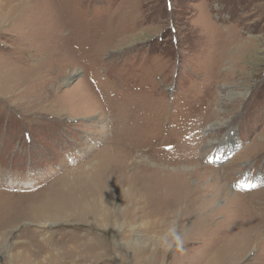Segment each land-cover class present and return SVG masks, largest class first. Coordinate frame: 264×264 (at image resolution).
<instances>
[{"label": "rangeland", "instance_id": "obj_1", "mask_svg": "<svg viewBox=\"0 0 264 264\" xmlns=\"http://www.w3.org/2000/svg\"><path fill=\"white\" fill-rule=\"evenodd\" d=\"M0 208V264H264V0H0Z\"/></svg>", "mask_w": 264, "mask_h": 264}, {"label": "bare ground", "instance_id": "obj_2", "mask_svg": "<svg viewBox=\"0 0 264 264\" xmlns=\"http://www.w3.org/2000/svg\"><path fill=\"white\" fill-rule=\"evenodd\" d=\"M52 1V0H51ZM18 2V1H17ZM29 3V2H28ZM31 3V2H30ZM57 3V2H56ZM28 5V4H27ZM34 6V5H33ZM55 6H56V4H55ZM54 7V6H53ZM67 10V9H66ZM74 10V9H73ZM31 11V10H30ZM57 12V11H56ZM67 12V11H66ZM4 13H6V12H4ZM29 13V12H28ZM47 13V12H46ZM58 13V12H57ZM69 13V12H68ZM23 14V13H22ZM26 14H27V11H26ZM72 14V13H71ZM55 15V14H54ZM5 16V15H4ZM8 17V16H7ZM14 17V16H13ZM56 17V16H55ZM59 17V16H58ZM6 18V17H5ZM57 18V17H56ZM67 18H68V16H67ZM66 18V19H67ZM2 19V18H1ZM49 19V18H48ZM69 19V18H68ZM22 20V19H21ZM23 21V20H22ZM46 21V20H45ZM49 21H50V19H49ZM40 23V22H39ZM52 25H54V24H52ZM48 26V25H47ZM42 29V28H41ZM45 29V28H44ZM45 31V30H44ZM119 40V39H118ZM100 49V48H99ZM85 53V52H84ZM68 71V70H67ZM81 70H75V71H71L72 73L70 74V77H72L73 76V74H76V73H78V72H80ZM61 72V71H60ZM64 74V73H63ZM66 75V74H65ZM67 77V76H66ZM67 80V79H66ZM85 84V83H84ZM76 89V88H75ZM74 89V90H75ZM46 90V89H45ZM71 91V90H70ZM47 92V91H46ZM68 92V91H67ZM56 93V92H55ZM45 94V93H44ZM70 94V93H69ZM68 94V95H69ZM73 94V93H72ZM74 95V94H73ZM71 96V99H72V95H70ZM69 96V97H70ZM83 95H80V97H82ZM27 97V96H26ZM25 97V98H26ZM29 97V96H28ZM47 97V96H46ZM36 98V97H35ZM76 98V97H75ZM79 99V98H78ZM33 100V99H32ZM49 100V99H48ZM52 100V99H51ZM70 100V99H69ZM75 100V99H74ZM34 101V100H33ZM47 101V100H46ZM81 101V100H80ZM72 102V101H71ZM67 103H68V101H67ZM35 104V103H34ZM33 104V105H34ZM76 104V103H75ZM32 105V106H33ZM79 105V104H78ZM73 105H71V107H72ZM81 107V106H80ZM114 107V106H113ZM76 108H78V107H76ZM116 108V107H115ZM114 108V109H115ZM59 109V108H58ZM78 109H82V108H78ZM76 110V111H80V110ZM84 109V108H83ZM69 110H71V108H69ZM69 110H68V114L69 113H72V112H69ZM120 110V109H119ZM81 112V111H80ZM83 112V111H82ZM114 112V111H113ZM123 112V111H122ZM77 112H75V114H76ZM117 113V112H116ZM65 114V113H64ZM73 114V113H72ZM101 114V113H100ZM129 114V113H128ZM74 115V114H73ZM72 115V116H73ZM77 115V114H76ZM78 115H80V113L78 114ZM111 115V114H110ZM113 115V114H112ZM115 115V114H114ZM121 115V114H120ZM125 115V114H124ZM75 116V115H74ZM111 119H113V118H111ZM128 120V119H127ZM114 121V120H113ZM122 123V122H121ZM220 122H215V123H211V124H209V130H215V129H217L218 127H219V124ZM120 127V126H119ZM124 128V127H123ZM131 132V131H130ZM132 133V132H131ZM143 133V132H142ZM131 135V134H130ZM143 137V136H142ZM128 140V139H127ZM143 141V140H142ZM149 143V142H148ZM140 144V143H139ZM141 149V148H140ZM150 149V148H149ZM136 150V149H135ZM144 150V149H143ZM127 151V150H126ZM129 151V150H128ZM133 151V150H132ZM131 151V152H132ZM149 151V150H148ZM131 152H129V153H131ZM134 153V152H133ZM137 154V153H136ZM143 154H144V152H143ZM124 155H125V153H124ZM125 157H127L126 155H125ZM130 157V156H129ZM134 158H129V159H131V161L133 162L134 160L135 161H138V163H140L141 165L143 164V163H141V162H143L142 160L141 161H139V159L138 158H140L138 155H136V157L135 156H133ZM145 157V156H144ZM124 160V159H123ZM119 161H121V160H119ZM119 161H116L114 164H112V166L114 167V169L112 170V169H110V173L112 174V172L114 173L115 172V176H117L118 175V172H119V168L118 167H116V165L117 164H119V166H123L124 164H120L119 163ZM144 162H147V163H149V164H151L153 167L154 166H157V167H159L158 169L159 170H162V167L164 166V167H166V169L169 171V173L170 172H172V173H170V174H166V175H164L163 177L164 178H159L158 176H157V178L159 179V180H157V179H155L154 178V180L155 181H162V180H164V179H167L168 177L167 176H170L169 178L170 179H172L173 177H176V176H185L186 177V175L184 174L185 172H186V170H191V167L189 168V166H177V167H174V166H172V167H170L171 165H162L161 163H157V162H154V161H152V160H150V159H148V158H145L144 159ZM133 164V163H132ZM131 165V164H130ZM134 165V164H133ZM144 167H140L139 166V169H138V175H141L142 177H140V178H148L149 179V177L147 176V174H149L151 171H146L145 169H143ZM112 170V171H111ZM151 170V169H150ZM178 170H183L184 172L183 173H179V171ZM103 172L102 171H100L99 170V175H100V178H102L103 177ZM155 174V173H154ZM105 175V174H104ZM113 175V174H112ZM99 178V179H100ZM173 179H175L176 180V178H173ZM120 179H118V178H115V181H119ZM100 182V184H102V183H105V181H103V179H100L99 180ZM141 181H143V180H141ZM178 181V180H177ZM181 181V180H180ZM176 182V181H175ZM88 183H90V182H88ZM153 183H155V182H153ZM182 183V182H181ZM157 184V183H156ZM161 185H162V182L160 183ZM123 185V184H122ZM154 186V185H153ZM159 186V185H158ZM157 186V187H158ZM155 187V186H154ZM185 187V186H184ZM162 188V187H161ZM165 188V187H164ZM85 189H86V191L87 192H89V194H90V196H89V198L90 199H92L93 201L91 202L92 203V205L91 206H89V207H87L86 205H84L83 203V201L82 202H80L81 201V199H78L77 200V202L78 203H76L74 206H75V209L77 208V210H81L80 212H88V211H93V212H95L96 210H97V207H98V205L97 204H95V203H93V202H95L96 200H100V202L101 203H103V202H105V201H103V197L102 196H100V193H105L107 190L106 189H103L102 190V188L101 187H98V188H96V189H92L90 186H88V184L86 183V185H85ZM113 189V188H112ZM122 189V188H121ZM121 189H119V190H121ZM149 189H151V187H149ZM158 189V188H157ZM166 189H168V188H166ZM118 190V191H119ZM139 191V189L137 190V192ZM166 191V190H165ZM184 191H186V190H184V188H181V187H179V193H182V192H184ZM50 192V191H49ZM52 192V191H51ZM54 192V191H53ZM145 192V191H144ZM143 191H142V189L138 192L139 193V195H141L140 193H142V194H146V193H148L149 195H151L152 193H151V190H149V192H146V193H144ZM163 192V194H165L164 193V190L162 191ZM112 194V193H111ZM159 194H160V192H159ZM191 194V193H190ZM190 194L188 195V197L190 196ZM45 195V194H44ZM148 195V196H149ZM153 195H154V191H153ZM169 195V194H168ZM145 196V195H144ZM51 197V196H50ZM110 197V196H109ZM165 197V196H164ZM239 196H235L234 197V199L233 200H235L236 198H238ZM46 198V197H45ZM44 198V199H45ZM162 198V197H161ZM23 199H25V198H23ZM166 199V198H165ZM188 199H190V198H188ZM238 199H240V197L238 198ZM19 200V199H18ZM160 200V199H159ZM231 200V199H230ZM72 202V201H71ZM88 202V201H87ZM64 202H63V200H59V199H55L54 198V196H53V198L51 197V199L50 198H46L45 200H43V201H41L40 200V202L36 205V207H37V209H38V213H36V215L35 216H37L38 217V219L39 220H41L40 221V224L41 223H43V224H45L46 226H49V225H51V224H54L55 222L57 223V221L58 220H54L55 218H57L56 216H58L59 215V213L60 212H58V211H60L59 210V207H61V209L62 210H64V211H66L67 212V215L65 216V215H63V213H61V215H62V217H65L64 219H68V217H69V214L68 213H70V212H68L70 209H74V207L73 208H71L70 207V205L69 206H67V205H65V204H63ZM67 203H69V202H67ZM147 203V202H146ZM244 203V202H243ZM30 204V203H29ZM29 204H27V207L29 206ZM156 204V203H155ZM26 205V204H25ZM24 205V206H25ZM30 205H32V204H30ZM33 205H35V204H33ZM73 205V204H72ZM77 205V206H76ZM10 206V205H9ZM23 206V207H24ZM11 207V206H10ZM17 207H19V206H17ZM22 207V208H23ZM155 207H156V205H155ZM5 209H6V207H4ZM28 208H30V207H28ZM86 208L88 209V210H86ZM149 208V207H148ZM147 208V209H148ZM154 208V207H153ZM1 209V208H0ZM14 209H17L16 207H14ZM13 209V210H14ZM157 209V208H156ZM22 210H24V209H21V211ZM28 210H30V209H28ZM61 210V211H62ZM7 211H9V209L7 210ZM25 211V210H24ZM27 211V210H26ZM54 211L55 212H57V214H55L54 213ZM258 211H259V209H258ZM18 212H19V209H18ZM28 212V211H27ZM72 212V211H71ZM163 212V211H162ZM251 212V211H250ZM263 212V211H262ZM11 213H13L12 211H11ZM10 213V215H12ZM15 213H16V211H15ZM14 213V214H15ZM157 213V212H156ZM164 213V212H163ZM166 213V212H165ZM180 213V212H179ZM2 214V213H1ZM5 214V213H4ZM17 215L18 214H20V213H16ZM24 214H26L25 212H24ZM249 214L250 213H248V216H249ZM3 215V214H2ZM9 215V216H10ZM60 215V216H61ZM103 215L105 216V212H103ZM163 215V214H162ZM167 215V214H166ZM260 215V214H259ZM21 216V215H20ZM75 216V215H74ZM80 216H82V214H80ZM6 217H7V213H6ZM13 217V216H12ZM11 217V218H12ZM17 217V216H16ZM24 217V215H22V218ZM30 217V216H29ZM28 217V218H29ZM76 217V216H75ZM11 218H9V217H7V224H9V219H11ZM247 218V217H246ZM249 218V217H248ZM247 218V219H248ZM18 220H14V222H18L19 221V218H17ZM29 219H31V218H29ZM69 219H73L72 217H69ZM5 220H6V218H5ZM12 220H13V218H12ZM163 220V219H162ZM46 221H48V222H46ZM68 221V220H67ZM79 221H81V217H80V220ZM78 221V222H79ZM96 221H97V223H99L100 224V222H99V218H98V216L96 217ZM250 221H251V219H250ZM5 222V221H4ZM6 223V222H5ZM142 223V222H141ZM261 224V223H260ZM28 225H30V224H28ZM254 225V224H253ZM9 226V225H8ZM104 226H106V224H104ZM109 226V225H108ZM244 226V225H243ZM256 226V225H255ZM14 227V226H13ZM262 228V227H261ZM13 229V228H12ZM246 229V228H245ZM6 231V230H5ZM9 231V230H8ZM1 232V231H0ZM12 233V232H11ZM87 234V233H86ZM2 237V236H1ZM4 237V236H3ZM8 238V237H7ZM23 238V237H22ZM85 238V232H84V234H81V235H78V236H76L75 238H73L74 240V242H76L75 243V245L74 246H76V247H83V249L81 250V249H79L78 250V253H81L82 251H84V248L85 249H88V246L87 245H89V244H86L85 243V241H83V240H85L84 239ZM65 239V238H64ZM90 239V238H89ZM3 240V239H2ZM26 241V240H25ZM95 241V240H94ZM65 242H66V240H65ZM6 243V242H5ZM4 243V244H5ZM262 243V242H261ZM21 244V243H20ZM29 244V243H28ZM255 244V243H254ZM260 244V243H259ZM16 245V244H15ZM19 245V244H18ZM31 245V244H30ZM261 245V247H262V244H260ZM13 246V245H12ZM75 247V250H77V248ZM260 247V246H259ZM20 248V247H19ZM30 248V247H29ZM34 248V247H33ZM255 248V247H254ZM16 249V248H15ZM31 249V248H30ZM17 251V250H16ZM22 252V251H21ZM258 252V251H257ZM10 253V252H9ZM8 254V253H7ZM11 256H12V253H11ZM205 256V255H204ZM209 257H211V256H209ZM260 257H263V256H261L260 255ZM23 258V257H22ZM200 258V257H199ZM203 258V257H202ZM41 259V258H40ZM218 260V258H217V256L215 255V257H214V259L209 263V264H216V261ZM11 261V260H10ZM201 261V260H200ZM17 263V262H16ZM26 263H27V261H26ZM239 263V262H238ZM3 264V263H2ZM11 264H13V263H11ZM240 264V263H239ZM251 264V263H250Z\"/></svg>", "mask_w": 264, "mask_h": 264}]
</instances>
